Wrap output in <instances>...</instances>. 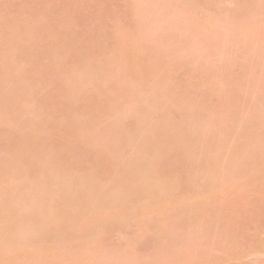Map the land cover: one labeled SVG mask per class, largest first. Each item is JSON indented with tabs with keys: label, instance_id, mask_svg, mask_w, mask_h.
Returning a JSON list of instances; mask_svg holds the SVG:
<instances>
[{
	"label": "rangeland",
	"instance_id": "1",
	"mask_svg": "<svg viewBox=\"0 0 264 264\" xmlns=\"http://www.w3.org/2000/svg\"><path fill=\"white\" fill-rule=\"evenodd\" d=\"M263 39L264 0H0V264H264Z\"/></svg>",
	"mask_w": 264,
	"mask_h": 264
},
{
	"label": "bare ground",
	"instance_id": "2",
	"mask_svg": "<svg viewBox=\"0 0 264 264\" xmlns=\"http://www.w3.org/2000/svg\"><path fill=\"white\" fill-rule=\"evenodd\" d=\"M263 40H264V39H263ZM263 40H262V41H263ZM263 42H264V41H263ZM261 43H262V42H261ZM262 45L264 46V43H263ZM263 49H264V48H263ZM263 52H264V51H263ZM262 56H264V55H262ZM263 59H264V58H263ZM109 62H110V61H109ZM111 62H112V61H111ZM262 66H263V65H262ZM104 69H106V68H103L102 71H103ZM105 71L108 72L107 69L104 70V72H105ZM262 71H264V70H262ZM263 73H264V72H263ZM261 96H264V95H261ZM262 98H263V97H262ZM263 99H264V98H263ZM128 138H132V137L128 136ZM129 142H130V141H129ZM176 145H177V147L179 146L177 143H176ZM155 147H156V149H157V147H158V149H159V145H155ZM180 147H181V146H180ZM180 147H179V148H180ZM134 148H135V147H134ZM179 148H178V149H179ZM135 149H136V148H135ZM133 150H134V149H133ZM176 150H177V149H176ZM177 151H178V150H177ZM133 152H134V151H133ZM98 153H99V152H98ZM135 153H138V152H136V150H135ZM138 154H139V153H138ZM178 154H179V153H178ZM178 154H177V155H178ZM249 154H250V152H249ZM254 154H255V155H254ZM134 155H135V154H134ZM181 155H182V154H181ZM139 156H140V157H139L140 159L143 158V157H141L142 154H140ZM245 156L247 157V155L244 154V159H245ZM136 157H138V156H136ZM136 157H134V158H136ZM249 157H251V161H250V164H249V165L257 164L258 161H260V160H261V161L264 160V150H260V152H257V153H254V152H253L252 156H249ZM144 158H145V157H144ZM252 158H253V160L255 161L254 163H251V162H253V161H252ZM136 159H137V158H136ZM136 159H132V160H130L131 163H130L129 161H128V162H129L130 164L133 163V165H134V161H135V165L137 164L138 167H137V165H136V166L129 165V166H131V167L133 166V167H132L133 169L136 167V168L134 169V172H136L135 170H138V169H139V165H140V169H142V168H143V169H142V170L139 169V170H140L141 172H144V174L147 173V171H148V167H147L145 164H143V165H142V164H138V162H139L140 160H139V159L136 160ZM143 160H144V159H143ZM143 160H141L142 162L140 161V163H143V162H144ZM132 161H133V162H132ZM137 161H138V162H137ZM244 161H246V160H244ZM136 162H137V163H136ZM232 163H233V165L235 164V162H231V161H230V164H232ZM247 163H249V161H247ZM123 164H124V163H123ZM126 164H127V163H126ZM230 164H229V165H230ZM236 164H237V163H236ZM236 164H235V167H234L235 169H237V168L241 165V164L238 163L239 165H237L238 167H236ZM149 165L152 166V164H149ZM225 165H227V163L224 164L222 168H223V171H226L227 173L224 172V173H222V177H219L220 179H225L224 181H223V180L221 181V184H222V182H224V183H226V184H224V185H227L228 183H230V182H229L230 180H232V181H231L232 183H233V181H236V183H237L238 181H240L241 177L245 178L246 173H244V172H245V169H244V171H243V165H242V169L240 168V170H242V172H241L240 170H239V171L237 170L238 173H239L238 175H235V172H236V174H237V171H236V170H235V171H234V170L232 171V169H233L232 165L230 166V168H232L231 171L229 170V168H228L229 171H228V170H224V168H227V167H228V166L226 167ZM244 165H245V166H248V164H247V165L244 164ZM124 166H125V164H124ZM127 166H128V165H127ZM224 166H225V167H224ZM124 168H125V167H124ZM222 168H221V170H222ZM256 168H257V167H256ZM133 169L131 170L132 172H133ZM209 169H210V168H209ZM209 169L207 168L206 171L204 170V172H203L204 175H207V173H209V172L211 171V170H209ZM251 169H253V168L251 167ZM254 169H255V168H254ZM254 169H253V170H254ZM113 171H114V169H113ZM200 171H201V168H200ZM202 171H203V170H202ZM202 171H201V172H202ZM117 172H118V171H117ZM138 172H139V171H138ZM205 172H206V173H205ZM218 172H219V171H218ZM231 172H232V173H231ZM115 173H116V170H115L114 173L112 172V174H113L114 176H115ZM210 173H212V172H210ZM219 173H220V172H219ZM219 173H218V175H219ZM225 173H226L227 175H226ZM228 173L230 174L229 176H228ZM112 174H111V175H112ZM118 174H119V173H118ZM118 174H116V175H118ZM201 174H202V173H201ZM220 174H221V173H220ZM231 174H232L233 176H232ZM242 174H244V175H242ZM113 175H112L111 177H113ZM119 175H120V174H119ZM119 175H118V176H119ZM212 175H213V176H214V175H217V173H215V174L213 173ZM218 175H217V178H218ZM224 175H225L226 177H229V178H223ZM118 176H115L114 179L118 178ZM146 176H148V175H146ZM210 176H211V175H210ZM225 176H224V177H225ZM238 176H239V177H238ZM196 178L199 179V176H197ZM200 178H201V177H200ZM217 178H215V180H217ZM203 179H204V178L202 177V180H200V179L197 180V183H195V185L198 186V185H199L198 183H200V182L202 181V183H200L201 186L199 185V187H198L199 189H201L200 194H205V195L207 194L208 196H207V198H205L204 200H203V199H198V200L196 201V203H197V204H202V205H204L205 208L208 207V210H209V209L212 210L213 208H216V207H217L216 205L214 206V198L216 197V193H215V191L218 190V187H220L219 185H221V184L218 185V184H217L218 181H217V182H216V181H214V182H213V181H209V182L205 181V182H207V183H205V184L203 185V187H202ZM226 180H227V181H226ZM189 181H190V179H188V182H189ZM199 181H200V182H199ZM225 181H226V182H225ZM241 181H242V180H241ZM241 181H240V182H241ZM192 182H193V181H192ZM153 183H154V182H153ZM153 183H152V184H153ZM234 183H235V182H234ZM234 183H233V184H234ZM152 184H151L150 187L148 186V188H147V189L151 188V191H150V189L147 190V191H146V190H144V191L147 192V194H149V197H151V196L153 195V197L155 198V197H158V194H157V191H158V185L154 183V185L152 186ZM237 184H238V183H237ZM222 185H223V184H222ZM222 185H221V186H222ZM224 185H223V186H224ZM231 185H232V184H231ZM197 186H196V187H197ZM228 186H229V185H228ZM42 187H44V185H43ZM230 187H231V186H230ZM42 189H43V188H42ZM42 189H41V190H42ZM202 189H203V190H202ZM220 189H221V187L219 188V190H220ZM42 191H43V190H42ZM97 191H98V190H97ZM97 191H95V192H94V191H91V194H90V192H89L90 197H88L89 194L87 195V199L89 200V202H87V200H85L87 203L83 201L85 204H83V202H81V203H82V206L86 205V206H84L85 209L89 207V208H88L89 210H91V211L93 210V211H94V208H95L94 206L96 205V202H97L96 199H100V198H99V192H97ZM132 191H133V190H132ZM132 191H131V192H132ZM144 191L142 192V190H140V193L137 194V190H136V191L134 190V192H136V193L133 192V194H132V193H131V194H132V195H135V194H136L135 196L139 197V194L141 195V192L144 194ZM224 191H225V190H224ZM138 192H139V190H138ZM148 192H149V193H148ZM196 192H197V191H196ZM128 193H129V191H128ZM182 193H183V194H182ZM182 193H179V194H182V195H179V196L182 197L183 195H185V194H184L185 192H182ZM129 194H130V193H129ZM200 194H199V193H197V194L195 193L194 196H195V197H198ZM150 195H151V196H150ZM156 195H157V196H156ZM194 196H193V197H194ZM127 197H130V199L133 197L132 199H134V196H127ZM153 197H152V198H153ZM181 197H180V198H181ZM135 198H136V197H135ZM154 198H153V199H154ZM155 199H156V198H155ZM134 200H135V199H134ZM28 203H30V202H26V203H25V205H28V206H25V207H27V208L29 207V208H30L29 205H30L31 203H30V204H28ZM106 203L111 205V202H110V201H108V202H106ZM88 204H89V205H88ZM101 204H102V205H101ZM107 204L104 205V203H101V201H100L98 205L103 206V208H101V211L104 212V214H105V216H104L105 219H111V218L114 219V215H115V213H114V212H115V211H114V207H112V206L109 207L110 205H107ZM87 205H88V207H87ZM112 205H114V204L112 203ZM90 206H92L93 209H91ZM105 206H106V207H105ZM114 206H115V205H114ZM31 207H32V205H31ZM205 208H203V209H205ZM211 208H212V209H211ZM102 209H103V210H102ZM206 209H207V208H206ZM89 210H88V211H89ZM95 210H98V209L95 208ZM216 210H217V209H215V210L213 209V211H216ZM88 211H87V213H88ZM112 212H113V213H112ZM191 212H192V214H194L193 218H195V216H196L197 214H195V212H193L192 210H191ZM89 213H90V211H89ZM89 213H88V214H89ZM93 213H94V214L96 213V215H99V213H98L97 211L92 212L91 215H92ZM179 213H180V212H179ZM179 213H177V214H179ZM177 214L175 215V217L177 216ZM86 215H87V214H86ZM89 215H90V214H89ZM179 215H180V214H179ZM100 217H102V216H100ZM179 217H180V216H179ZM117 218H118V217H117ZM177 218H178V217H177ZM113 219H112V220H113ZM115 219H116V217H115ZM115 219H114V221H115ZM125 219H126V218H125ZM127 219H128V218H127ZM127 219H126V220H127ZM174 219L176 220V218H174ZM196 219H197V217H196ZM117 220H118V219H117ZM126 220H125V221H126ZM128 221H129V219H128ZM71 222L73 223V221H70L69 223H71ZM112 222H113V221H112ZM114 223H116V221H115ZM126 223H127V222H126ZM176 223H178V219H177V222H176ZM182 224H184V222H182ZM195 225H196V224H195ZM73 226H74L73 224H72V226H71V224H70V225H69L68 227H66V228H68V230H69V229H71V227H73ZM199 226H200V225L197 223L196 227H199ZM73 228H74V227H73ZM73 228H72V229H73ZM5 229H6V231H8V233H7V232L5 233V236L8 237L7 234H9V236H15V235H14V231H13L14 228H13V230H12V229L10 230V229H8V228H5ZM2 230H3V229H2ZM40 230H42V229L34 230L35 232L32 231L31 233L34 234V233L37 232V234L40 236V232H41V234H42L41 236L43 237V239H44L45 237L48 236V235H47L48 232L46 231V229H43V230H44V231L42 230L43 232L40 231ZM11 231H13V235H12V232H11ZM38 231H40V232H38ZM45 231H46L47 233H45ZM43 233H45V235H44ZM32 234H31V239H32V236H33ZM34 235H35V234H34ZM46 235H47V236H46ZM35 236H36V235H35ZM44 236H45V237H44ZM1 237H2V235H0V239H2V240L4 241V240H5V237H4V236H3L2 238H1ZM7 237H6V240H9L8 243L10 242V244H11V242L13 241V238H14V237H13V238H12V237H8V238H7ZM11 238H12V239H11ZM10 239H11V240H10ZM39 239L42 240L41 237H40ZM201 239H202V238H201ZM6 240H5V241H6ZM84 240H85V239H84ZM29 241H31V240L29 239ZM29 241H28V242H29ZM196 243H197V241H196ZM196 243H195V244H196ZM198 244H199V242H198ZM199 246H200V244H199ZM197 247H198V246H197ZM254 247H255V246H254ZM12 254H14V253H12Z\"/></svg>",
	"mask_w": 264,
	"mask_h": 264
}]
</instances>
